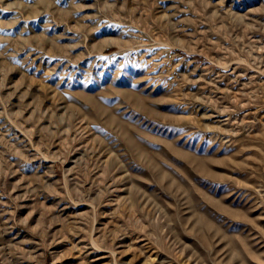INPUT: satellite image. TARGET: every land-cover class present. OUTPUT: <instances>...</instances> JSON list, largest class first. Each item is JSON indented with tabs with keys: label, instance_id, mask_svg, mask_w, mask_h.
Here are the masks:
<instances>
[{
	"label": "rangeland",
	"instance_id": "374dc122",
	"mask_svg": "<svg viewBox=\"0 0 264 264\" xmlns=\"http://www.w3.org/2000/svg\"><path fill=\"white\" fill-rule=\"evenodd\" d=\"M0 264H264V0H0Z\"/></svg>",
	"mask_w": 264,
	"mask_h": 264
},
{
	"label": "bare ground",
	"instance_id": "6f19581e",
	"mask_svg": "<svg viewBox=\"0 0 264 264\" xmlns=\"http://www.w3.org/2000/svg\"><path fill=\"white\" fill-rule=\"evenodd\" d=\"M90 97H91V96H90ZM93 99H94V98H93ZM128 139H129V138H128ZM126 140H127V139H126ZM128 141H130V140H128ZM126 142H127V141H126ZM130 142H131V144H133V143H134V142L132 143V141H130ZM128 144H129V143H128ZM129 145H130V144H129ZM130 146H131V145H130Z\"/></svg>",
	"mask_w": 264,
	"mask_h": 264
}]
</instances>
